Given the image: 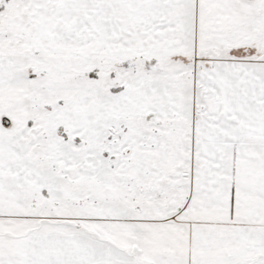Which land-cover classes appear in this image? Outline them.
Segmentation results:
<instances>
[{"label": "snow or ice", "instance_id": "obj_1", "mask_svg": "<svg viewBox=\"0 0 264 264\" xmlns=\"http://www.w3.org/2000/svg\"><path fill=\"white\" fill-rule=\"evenodd\" d=\"M0 264H264V0H0Z\"/></svg>", "mask_w": 264, "mask_h": 264}]
</instances>
